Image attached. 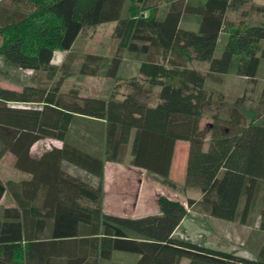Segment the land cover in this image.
Returning <instances> with one entry per match:
<instances>
[{
	"label": "trees",
	"instance_id": "1",
	"mask_svg": "<svg viewBox=\"0 0 264 264\" xmlns=\"http://www.w3.org/2000/svg\"><path fill=\"white\" fill-rule=\"evenodd\" d=\"M149 1L31 0L30 9L1 0L0 55L20 69H53L55 51H69L86 28L114 22L113 54L86 55L80 74L114 79L123 52L159 49L206 62L210 73L248 80L250 92L257 90L255 111L242 114L238 108L248 99L242 95L228 115L213 114L209 126L200 127L213 102L205 74L153 59L140 63V80L129 82L122 99L61 93L62 78L20 90L0 86V155H12L14 169L26 176L0 178V201L6 192L13 201L0 204V264H104L117 255L127 258L124 264H264V24L226 19L228 10L250 0H153L147 7ZM221 33L226 39L215 56ZM42 139L61 146L33 158L30 150ZM177 141L188 143L183 186L197 189L199 200L188 198L184 206L159 195L158 212L138 218L103 211L106 162L123 163L129 155L130 166L173 188ZM63 162L91 174L96 184L69 174ZM194 205L242 224L258 207L259 224L244 238L254 257L173 236Z\"/></svg>",
	"mask_w": 264,
	"mask_h": 264
},
{
	"label": "rangeland",
	"instance_id": "2",
	"mask_svg": "<svg viewBox=\"0 0 264 264\" xmlns=\"http://www.w3.org/2000/svg\"><path fill=\"white\" fill-rule=\"evenodd\" d=\"M1 1V0H0ZM11 1H9L10 3ZM153 0L149 1L147 7L152 6ZM16 7L30 8L34 7L31 0H15ZM128 4L125 10L128 11ZM257 8H264V0H250L246 5H243L237 10H228L226 14L227 20H243L248 24H264V12L257 10ZM146 15L147 12L145 11ZM181 26L186 29H196L194 22H182ZM115 23L100 24L94 27L84 29L76 38L69 51H55L51 65L53 69L46 71H32L20 69L17 66L7 62L0 55V86L5 89L20 90L24 85L29 84H43L51 85L58 79L62 78L59 90L61 93H68L75 91L80 97H97V98H115L122 99L129 92V82L140 80L138 74V67L144 60L153 59L162 62L166 66L175 62L183 64L187 67L202 71L205 74V88L213 97L211 106L206 110L200 127H204L211 123V116L218 114L219 116H226L231 110L232 104L235 100L234 92L236 89L243 87V95L247 96V100L251 103H245L242 107V114L249 115L255 111L257 90L250 92L251 84L248 80H241L234 75H218L208 71L206 62L196 61L185 58L176 53L164 52L163 50L153 49L148 54L141 53H122V63L120 65L117 76L114 79L105 78L101 76H91L80 74V65L85 61L86 55L96 57H109L113 54L115 48V40L113 38V29ZM0 26V44L2 41V33ZM226 35L221 33L216 44L215 56H218L224 46ZM88 66L92 67L93 63ZM157 93V88H152L150 100H154ZM236 93V92H235ZM249 105L253 109L246 110ZM247 107V108H246ZM208 127V126H206ZM61 142L52 139H42L36 142L31 150L30 155H36L49 150L51 147L59 148ZM129 158V155L127 156ZM126 158V159H127ZM123 162L125 164L126 162ZM14 158L7 152L0 155V178L2 181L9 179L20 180L25 178L24 174L17 172L13 166ZM62 167L69 174L77 176L78 178L91 182L95 177L91 174L71 165L66 162L62 163ZM180 167L175 166L173 175H170V180L175 183V186L168 187L166 185H159L160 194L172 200H177L186 206L188 198H194L199 195V191L195 188H184L183 179L181 176ZM174 176L175 181L171 179ZM13 205L10 195L6 192L2 199V205ZM182 225L176 230L175 236L180 239L188 240L190 242L209 246L215 249L232 252L241 256L253 258L252 252L244 247V238L250 229H255L259 224L258 207L254 208L248 216L245 223L235 221H224L217 218L210 217L207 213L201 210L198 205L189 207ZM126 257L117 255L113 260L104 264H124ZM186 261H182L185 264Z\"/></svg>",
	"mask_w": 264,
	"mask_h": 264
},
{
	"label": "crops",
	"instance_id": "3",
	"mask_svg": "<svg viewBox=\"0 0 264 264\" xmlns=\"http://www.w3.org/2000/svg\"><path fill=\"white\" fill-rule=\"evenodd\" d=\"M238 78L240 82H246L241 81L245 79L241 77ZM235 92L234 96L236 100L237 98L242 97V93L244 92L243 87L236 89ZM249 101L250 100H246L245 103H248ZM233 104L231 109L234 107ZM249 108L253 109V107L249 105L246 110H249ZM238 109L242 112V108ZM251 114L246 115L245 117L248 118ZM205 126H209V124ZM187 153L188 143L185 141H177L174 147L169 178L171 174L173 175V169L175 166H178L182 169L180 178L184 180ZM40 155L41 153L33 158H38ZM129 160L130 156L126 159L125 164L114 162H106L104 164L102 209L105 213L129 218H138L147 214H156L158 212L156 200L157 197L161 195L160 189L162 187L158 182L154 181L146 171L130 166ZM171 179L175 181L174 176ZM96 181L97 179L95 178V180L90 183L96 184ZM200 197L201 195L199 192V195L191 199L197 201ZM2 199L0 204H2ZM7 206L13 205L8 204ZM184 219L174 230L173 236H175L176 230L182 225Z\"/></svg>",
	"mask_w": 264,
	"mask_h": 264
}]
</instances>
